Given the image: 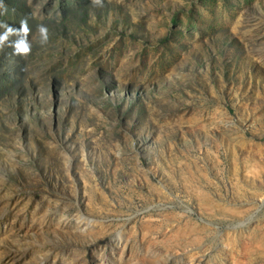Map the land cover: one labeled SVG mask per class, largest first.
I'll list each match as a JSON object with an SVG mask.
<instances>
[{
	"label": "rangeland",
	"instance_id": "374dc122",
	"mask_svg": "<svg viewBox=\"0 0 264 264\" xmlns=\"http://www.w3.org/2000/svg\"><path fill=\"white\" fill-rule=\"evenodd\" d=\"M4 3L0 264H264V0Z\"/></svg>",
	"mask_w": 264,
	"mask_h": 264
},
{
	"label": "clouds",
	"instance_id": "9594fccd",
	"mask_svg": "<svg viewBox=\"0 0 264 264\" xmlns=\"http://www.w3.org/2000/svg\"><path fill=\"white\" fill-rule=\"evenodd\" d=\"M93 4L98 7H103V0H92ZM14 11V10H13ZM8 12V6L4 3V0H0V15H6ZM35 13H31L28 16L20 20V28H14L5 21H0V29H4L0 33V49H3L5 45L12 49V55L27 57L32 52V44L29 40V34L31 29L29 27V18H34ZM37 31L40 35V44H47L49 41V29L43 24L37 25ZM15 36L16 39L12 40L11 37Z\"/></svg>",
	"mask_w": 264,
	"mask_h": 264
},
{
	"label": "trees",
	"instance_id": "16d2710c",
	"mask_svg": "<svg viewBox=\"0 0 264 264\" xmlns=\"http://www.w3.org/2000/svg\"><path fill=\"white\" fill-rule=\"evenodd\" d=\"M134 37V36H133Z\"/></svg>",
	"mask_w": 264,
	"mask_h": 264
}]
</instances>
